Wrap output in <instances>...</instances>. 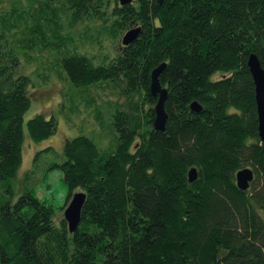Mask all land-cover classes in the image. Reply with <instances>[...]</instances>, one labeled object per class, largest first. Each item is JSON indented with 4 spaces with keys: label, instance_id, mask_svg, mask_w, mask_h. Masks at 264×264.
Masks as SVG:
<instances>
[{
    "label": "trees",
    "instance_id": "obj_1",
    "mask_svg": "<svg viewBox=\"0 0 264 264\" xmlns=\"http://www.w3.org/2000/svg\"><path fill=\"white\" fill-rule=\"evenodd\" d=\"M77 27L92 28L99 43L108 37L121 44L93 56L63 52L60 29ZM136 27L142 29L137 40L124 46L123 36ZM250 54L264 67V0H10L1 6L0 264H264V142ZM161 63L169 114L163 132L153 125L157 98L150 93L152 70ZM51 72L67 82L62 95L69 106L60 111L94 105L99 131L115 138L103 150L78 135L65 139L63 154L49 146L35 155L36 168L46 161V171L62 170L65 207L76 190L86 194L73 233L33 188L14 187L36 175V168L23 181L18 175L26 141L57 131L54 115L24 122L32 88ZM106 87L118 97L103 103L104 115L90 92ZM194 101L200 111L191 109ZM48 154L54 159H45ZM245 167L255 175L246 191L236 180Z\"/></svg>",
    "mask_w": 264,
    "mask_h": 264
},
{
    "label": "rangeland",
    "instance_id": "obj_2",
    "mask_svg": "<svg viewBox=\"0 0 264 264\" xmlns=\"http://www.w3.org/2000/svg\"><path fill=\"white\" fill-rule=\"evenodd\" d=\"M10 3V0H3L0 4V7ZM89 31L90 34H87L88 38H80L79 34L82 32ZM92 28H81L77 27L71 30H66L65 28L60 29V33L63 35V40L66 42V48L63 46L61 50L64 51H72L75 50L79 53H87L88 55L98 54L100 51L115 52V50L120 46L121 42L117 43L108 37H103L101 39L102 43H99L97 40L93 38ZM50 34V33H49ZM75 37V39L72 37ZM90 35V37H88ZM53 40H56L57 44L55 46H59L58 42L60 38L51 35ZM62 45V44H61ZM44 58L52 61V56L48 55L47 51L43 52ZM32 68V67H31ZM49 81L42 82L38 87L32 88V104L24 114V122L27 124L28 120L38 114L45 113L47 117L55 116L58 120L57 131L53 136L43 139V141L35 142L26 141L23 147V161L22 166L19 170V177H22V181L25 177V173L34 170L36 168L34 163L35 155L38 151H42L45 148L52 146L59 153L63 154V146L66 138H74L78 135H88L93 138L96 143L99 145L100 149H110L115 144L114 135H112V131H99L101 128L99 127V122L95 117V108L94 105H88L87 102L79 103L77 107L79 110H75V112H61L60 106L64 103L65 107L69 106L68 101L65 100V97L62 95L63 91L66 89L67 82L64 78H59L55 72H51ZM90 94L93 98L96 99V103L102 107L103 114L105 115V108H103V103L114 101L117 99L118 94L112 88L105 89H92ZM88 105V106H87ZM26 132V137H28V132L26 131V126L24 128ZM98 131V132H95ZM47 157L45 159H54V157L50 154L45 155ZM44 160V159H43ZM63 158H58L59 162H62ZM42 166L37 167L35 169L33 180L24 181L22 184L20 181H17L14 185L15 189L22 188L25 185L33 188L36 196H38L41 200L47 201L55 208V220L58 223L59 220L65 218L64 213L67 209L65 207L68 200V192L69 188L63 182V173L60 168L45 170L46 161L42 162ZM18 179V177H17ZM14 183V182H13ZM12 183V184H13ZM81 189L76 190L74 193H78ZM18 193V192H17ZM70 202V201H69Z\"/></svg>",
    "mask_w": 264,
    "mask_h": 264
},
{
    "label": "water",
    "instance_id": "obj_3",
    "mask_svg": "<svg viewBox=\"0 0 264 264\" xmlns=\"http://www.w3.org/2000/svg\"><path fill=\"white\" fill-rule=\"evenodd\" d=\"M133 0H118L121 5L131 4ZM158 2H163L164 0H156ZM142 29L140 27L130 28L122 38V44L124 46L133 43L137 40ZM248 67L250 68L251 75L254 80L255 99L258 110V131L260 140L264 142V67L261 65L258 55L250 54L248 59ZM166 66V63H161L160 66L154 68L151 76L150 93L157 98L156 105L154 107L155 118L153 125L156 130L164 131L166 129V121L169 117L165 109V101L168 98V92L165 87L162 86L161 81L159 82V76ZM193 111H200L202 109L201 105L194 101L191 105ZM198 171L196 168H192L188 173V178L191 182L197 180ZM254 171L252 168L245 167L240 169L236 174L237 187L241 190H248L250 188V183L254 179ZM86 199V194L78 191L75 193L73 198L68 204V207L64 213L67 226L70 232H75L79 229L81 222V211L83 204Z\"/></svg>",
    "mask_w": 264,
    "mask_h": 264
}]
</instances>
